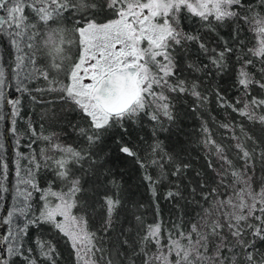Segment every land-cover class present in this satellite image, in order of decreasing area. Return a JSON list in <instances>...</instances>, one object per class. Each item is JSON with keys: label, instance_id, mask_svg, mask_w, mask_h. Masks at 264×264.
Returning a JSON list of instances; mask_svg holds the SVG:
<instances>
[{"label": "snow or ice", "instance_id": "snow-or-ice-1", "mask_svg": "<svg viewBox=\"0 0 264 264\" xmlns=\"http://www.w3.org/2000/svg\"><path fill=\"white\" fill-rule=\"evenodd\" d=\"M0 38V264H264V0H0ZM33 93L78 122L22 143Z\"/></svg>", "mask_w": 264, "mask_h": 264}, {"label": "trees", "instance_id": "trees-1", "mask_svg": "<svg viewBox=\"0 0 264 264\" xmlns=\"http://www.w3.org/2000/svg\"><path fill=\"white\" fill-rule=\"evenodd\" d=\"M14 54L12 50H10L7 40L5 38H0V65H3L6 69V75L8 79L5 81V93L6 95H10L11 97L18 96L20 94L15 92V85H16V76L11 69L14 67ZM36 95L37 101H44L41 103H36L31 100L30 97L24 96L22 98V111H21V118H17L16 127L18 129V135L22 140L27 139L26 132H27V124L31 122L39 129V125L41 123L44 124L43 129H39L44 132V134H50L51 132L55 131L57 133H61V129L67 130V123L69 121L78 122V115L72 112H61V108L63 107L58 101L55 103H48V101L53 100L56 94H37ZM0 113L5 115V120L0 121V133L3 134V142L5 143L6 152L3 153L5 158L10 162V169L12 167V163L14 162V152L13 149L15 147L16 137L12 136V134L8 131L9 128V120L8 117L11 113V107L7 104L4 105L2 109H0ZM53 113L56 114V119L53 121L51 117ZM217 116V122L226 120L228 114L223 110H220L215 114ZM41 117H45L44 120H41ZM239 120V118H237ZM188 125V131L192 133L190 137L185 138L184 148L186 149L185 155L186 159L192 160L194 163V167L199 169L200 165L203 164V159L198 157H202L203 153L200 151L198 144L196 142L195 132L198 126V121L193 117L186 121ZM214 132L216 133L217 138H219L223 134V130L213 127ZM150 133V125L145 122L143 130L140 132V135L144 136L147 140L149 138ZM62 134V133H61ZM68 142L71 143V139H68ZM23 150V149H22ZM11 175V172H10ZM139 173H135V177H138ZM133 183H139L138 179H134ZM9 193L3 194L5 196V207L11 208L12 201L11 196L15 193V177L11 176V181L9 183ZM140 193H143L144 199H148V194L144 187L139 189ZM167 202L161 200V208L163 211L164 217L167 219L170 215L168 210ZM0 215H3V211L0 210ZM61 253L62 258L59 264H70V257L68 255V251L64 246H61Z\"/></svg>", "mask_w": 264, "mask_h": 264}]
</instances>
